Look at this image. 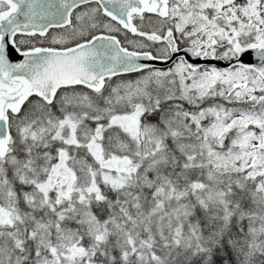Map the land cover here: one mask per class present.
<instances>
[{
    "label": "snow or ice",
    "instance_id": "obj_1",
    "mask_svg": "<svg viewBox=\"0 0 264 264\" xmlns=\"http://www.w3.org/2000/svg\"><path fill=\"white\" fill-rule=\"evenodd\" d=\"M0 264H264V0H0Z\"/></svg>",
    "mask_w": 264,
    "mask_h": 264
},
{
    "label": "water",
    "instance_id": "obj_2",
    "mask_svg": "<svg viewBox=\"0 0 264 264\" xmlns=\"http://www.w3.org/2000/svg\"><path fill=\"white\" fill-rule=\"evenodd\" d=\"M251 57H252V54H251V53H248V54H246V55L243 57V59H244L246 62H251ZM193 59H195V58H193ZM198 62L201 63L202 65H203L204 63H206V62L203 61V60H200V61H198ZM210 63H211V64H215V65H223V66H225V67H228V66H229L227 63H223V61H215V60H213V61H210ZM157 66H160V67H166L167 65H161V64L157 63Z\"/></svg>",
    "mask_w": 264,
    "mask_h": 264
},
{
    "label": "rangeland",
    "instance_id": "obj_3",
    "mask_svg": "<svg viewBox=\"0 0 264 264\" xmlns=\"http://www.w3.org/2000/svg\"><path fill=\"white\" fill-rule=\"evenodd\" d=\"M130 35V34H129ZM215 65V64H214ZM215 66H217V67H219V68H227V67H225V66H223V65H215Z\"/></svg>",
    "mask_w": 264,
    "mask_h": 264
},
{
    "label": "flooded vegetation",
    "instance_id": "obj_4",
    "mask_svg": "<svg viewBox=\"0 0 264 264\" xmlns=\"http://www.w3.org/2000/svg\"><path fill=\"white\" fill-rule=\"evenodd\" d=\"M224 63V62H223Z\"/></svg>",
    "mask_w": 264,
    "mask_h": 264
}]
</instances>
